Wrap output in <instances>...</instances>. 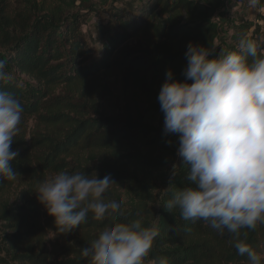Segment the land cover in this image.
Instances as JSON below:
<instances>
[{
	"label": "trees",
	"instance_id": "16d2710c",
	"mask_svg": "<svg viewBox=\"0 0 264 264\" xmlns=\"http://www.w3.org/2000/svg\"><path fill=\"white\" fill-rule=\"evenodd\" d=\"M77 1L87 14L94 10V0H51L48 5L0 0V60L11 76L0 82V90L19 99L21 121L37 119L32 135L22 124L11 144L18 152L11 162L16 179L0 178V264H89L81 248L113 223L112 216L97 221L89 213L86 222L61 233L34 190L38 181L62 170L111 176L116 184L106 199L125 201L113 214L116 219H142L158 230L148 259L247 264L227 232L220 235L203 221H185L178 208L165 210L172 187L191 182L183 159L177 163L178 135L164 132L158 101L168 70L174 79L185 80L189 42L212 49L210 58L220 53L214 18L232 0H148L130 18L116 14L115 25L99 29L103 53L94 62L79 34L82 19L70 15ZM95 1L106 5L112 0ZM252 27L242 22L233 39L239 43L246 37L264 46L262 28L255 26L250 34ZM110 77L121 86L108 94L113 99L106 109L98 98ZM242 232L248 244L264 253V224ZM50 234L56 237L51 246Z\"/></svg>",
	"mask_w": 264,
	"mask_h": 264
},
{
	"label": "clouds",
	"instance_id": "9594fccd",
	"mask_svg": "<svg viewBox=\"0 0 264 264\" xmlns=\"http://www.w3.org/2000/svg\"><path fill=\"white\" fill-rule=\"evenodd\" d=\"M261 7V0H248ZM212 49L189 42L184 81L168 70L158 95L164 114V132L178 135L177 155L187 166L191 184L172 187L165 210L179 209L185 221H203L220 235L230 234L237 254L247 264H264V253L247 243V232L264 224V46L242 37L236 50ZM0 60V82L11 76ZM191 81V82H189ZM23 106L12 93L0 90V178L14 181L11 149L19 132ZM176 165H173L175 175ZM116 184L84 172L60 171L37 182V200L54 218L61 233L86 222L88 214L105 226L81 256L89 264H169L167 257L148 259L158 230L142 219H116L125 203L107 200Z\"/></svg>",
	"mask_w": 264,
	"mask_h": 264
},
{
	"label": "rangeland",
	"instance_id": "374dc122",
	"mask_svg": "<svg viewBox=\"0 0 264 264\" xmlns=\"http://www.w3.org/2000/svg\"><path fill=\"white\" fill-rule=\"evenodd\" d=\"M18 1L20 0H13L14 5ZM147 1L148 0H112L106 5H101L94 0V10L89 14L86 12L87 9L84 10L85 8L80 5V1H77L76 4L72 6V8L69 10L70 15L72 16L78 14L82 19V24L79 27V34L87 49L90 51L88 56L89 62L98 61L103 53L102 44L99 38L100 27L107 25L109 22L115 25L116 14L125 15L127 18H130L136 14L135 8ZM36 2L38 4H43L45 2L48 5L50 4L51 0H36ZM263 16L264 9H261L259 6L256 8L251 7L248 3V0H232L224 2L214 18V21L219 27V36L215 42L216 48H218L220 51L222 49L225 51L236 50L238 47V42H236L233 38L237 32V28L241 26L242 22H249L251 25H253L250 34H252L255 26H260L262 28V33H264V21L261 19ZM109 79L111 81L104 82L106 83L105 86L107 87V91H102L98 98L100 106L104 105L106 109H109V101L113 99L108 94L117 93L116 91L120 89L121 86L120 82H117L114 77H110ZM23 80L27 81L28 79L24 77ZM114 81H116L115 84H113ZM22 124H25V131L32 135L33 130L37 128V119H31L26 122L21 121L20 125ZM20 125L19 130L22 128ZM102 155H105L108 157V159H114V156H112L110 152H105ZM1 234L2 232L0 235ZM55 239V235L50 234L49 246H51V242H56Z\"/></svg>",
	"mask_w": 264,
	"mask_h": 264
},
{
	"label": "water",
	"instance_id": "95a60500",
	"mask_svg": "<svg viewBox=\"0 0 264 264\" xmlns=\"http://www.w3.org/2000/svg\"><path fill=\"white\" fill-rule=\"evenodd\" d=\"M181 157L178 156V160H177V163L180 161Z\"/></svg>",
	"mask_w": 264,
	"mask_h": 264
}]
</instances>
